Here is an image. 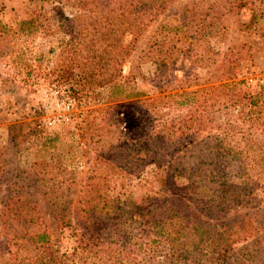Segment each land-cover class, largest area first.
Here are the masks:
<instances>
[{
    "label": "trees",
    "instance_id": "trees-1",
    "mask_svg": "<svg viewBox=\"0 0 264 264\" xmlns=\"http://www.w3.org/2000/svg\"><path fill=\"white\" fill-rule=\"evenodd\" d=\"M99 1L108 23L100 56L108 61L103 58L99 64L82 53L80 59L70 58L75 65L90 64L93 71L104 64L114 68L112 55L119 57L120 72L99 79L111 86L110 103L79 113L86 121L79 129L90 132L92 168L70 200L74 185H59L48 176L50 164L33 174L19 173L10 144L0 145V250L11 255L14 247L22 249L33 257L31 264H264V206H248L258 185H264V121L257 110L262 93L240 94L219 82L169 105L166 96L144 97L133 88L136 65L132 72H122L143 30L167 11L176 23L165 27L191 36H202L207 28L227 29L229 19L261 31L264 0L182 6L173 5L177 0ZM74 20L62 18L64 29L71 31ZM237 50L235 44L227 46L216 69L227 68ZM157 51L140 48L137 58L159 62ZM244 71L253 75L248 67ZM240 99L247 107L246 125L241 110L232 114L214 109L221 110L226 100L239 104ZM214 112H222V123L212 133L204 132ZM139 156L159 161L149 177L133 175ZM103 160L117 166L109 180L94 170ZM111 179L117 180L113 195L107 192ZM155 182L158 192L151 185ZM66 199L71 201L68 209ZM238 243L234 262L226 252Z\"/></svg>",
    "mask_w": 264,
    "mask_h": 264
},
{
    "label": "rangeland",
    "instance_id": "rangeland-1",
    "mask_svg": "<svg viewBox=\"0 0 264 264\" xmlns=\"http://www.w3.org/2000/svg\"><path fill=\"white\" fill-rule=\"evenodd\" d=\"M220 2L222 0H177L173 5ZM105 12L106 8H101L99 0H0V145L10 144L12 163L19 173L33 174L42 164H50L48 176L55 177L59 185H74V192L67 197L70 200L77 195L84 173L92 168L90 132L79 129L86 123L82 120L83 114L79 113L110 103L112 93L108 91L111 86L106 82L101 84L103 81L99 79L120 72L116 53L112 55L116 60L114 68L104 64V67L99 65L98 69L90 71V64L79 66L70 61L80 59L81 53L93 56L92 60L99 64L103 63V58L108 61L106 56H100L108 33L103 31L108 26L103 17ZM65 17L75 19L70 24L71 31L64 29L62 18ZM175 17L167 11L145 28L135 53L122 65L124 75L132 72L133 65L137 67L133 69V88L144 97L166 96L163 101L173 105L177 100L195 96L200 87L224 82L240 94L261 92L262 108L257 110L259 121H264V34L261 32L264 29H245L242 22L234 23L229 19L227 29L207 28L202 36L198 32L191 36L182 30L166 28L176 23ZM117 19L116 15L113 26ZM260 23L264 27V20ZM113 34L116 35V31ZM233 44L239 50L228 58L227 68L218 71L215 65L220 60V53ZM79 45L81 49L78 50ZM140 48L152 52L158 50L155 59L159 62L141 63L137 58ZM246 67L253 75L243 74ZM115 81L120 83V75ZM160 88L164 89L160 91ZM238 103L231 104L226 100L221 110L217 106L214 109H227L232 114L241 110L240 116L246 125L247 107L242 99ZM220 115L222 112H214V121H206L204 132L212 133L217 129L222 123ZM158 162L139 156L133 175L149 177ZM243 164L248 167L246 162ZM113 168L117 169V166L103 160L94 170L109 180ZM116 183L117 180H110L111 186L107 190L110 195L115 193ZM151 185L153 191L158 192L157 182ZM256 189L248 206H264L261 193L264 185H258ZM67 199L66 209L71 204ZM65 244L63 240L62 249L67 247ZM238 246L239 243L234 244L226 252L234 262ZM31 261L33 257L22 249L14 247L11 255L0 250V264H31ZM93 264L103 262L95 260Z\"/></svg>",
    "mask_w": 264,
    "mask_h": 264
}]
</instances>
